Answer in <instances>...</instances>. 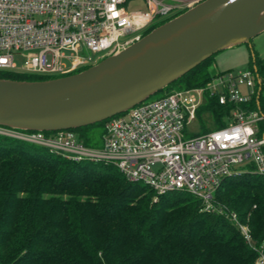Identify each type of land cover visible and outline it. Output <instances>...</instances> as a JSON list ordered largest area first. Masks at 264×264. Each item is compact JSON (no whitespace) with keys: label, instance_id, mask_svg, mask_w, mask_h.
<instances>
[{"label":"trees","instance_id":"obj_1","mask_svg":"<svg viewBox=\"0 0 264 264\" xmlns=\"http://www.w3.org/2000/svg\"><path fill=\"white\" fill-rule=\"evenodd\" d=\"M213 58L163 92L175 85L206 87L215 77L208 71ZM259 58L253 51L249 66L264 79ZM0 78L52 79L3 70ZM233 109L209 99L198 118L204 125L207 115L222 129ZM248 109L264 115L263 93ZM105 123L73 131L81 133L86 146L98 148ZM258 126L263 137L264 120ZM243 169L223 181L215 202L237 214L259 246L264 242V176L253 173V165ZM257 259L226 214L205 212L202 202L187 193L157 195L113 166L74 162L0 136V264H256Z\"/></svg>","mask_w":264,"mask_h":264},{"label":"built area","instance_id":"obj_2","mask_svg":"<svg viewBox=\"0 0 264 264\" xmlns=\"http://www.w3.org/2000/svg\"><path fill=\"white\" fill-rule=\"evenodd\" d=\"M204 1L0 0V70L50 78L75 74L119 54L149 30ZM133 3L144 9L128 10ZM31 54L33 63L19 70L15 57ZM258 89V77L250 70L216 75L203 88L174 90L106 121L98 148L86 146L74 131L46 134L0 127V136L74 162L113 166L157 195L187 193L202 202L205 212L226 214L257 251L256 263L264 264V242L258 246L249 226L215 202L223 181L246 172L244 167L253 165V173L264 176V136H258L264 115L248 109ZM209 99L234 106L225 117L228 125L186 139L198 131L188 128L197 126L198 113Z\"/></svg>","mask_w":264,"mask_h":264},{"label":"water","instance_id":"obj_3","mask_svg":"<svg viewBox=\"0 0 264 264\" xmlns=\"http://www.w3.org/2000/svg\"><path fill=\"white\" fill-rule=\"evenodd\" d=\"M263 33L264 0H205L86 70L45 81L0 78V127L56 133L106 122Z\"/></svg>","mask_w":264,"mask_h":264},{"label":"rangeland","instance_id":"obj_4","mask_svg":"<svg viewBox=\"0 0 264 264\" xmlns=\"http://www.w3.org/2000/svg\"><path fill=\"white\" fill-rule=\"evenodd\" d=\"M128 10H139L144 9V7L140 4H130L127 7ZM163 25V24H162ZM161 26V25H160ZM72 50V49H71ZM71 50H67V53L70 54ZM255 51L257 55L260 57L259 59L264 61V33L258 36L257 38L253 39L251 42V47L249 45H242L237 46L231 49H228L226 51H223L216 55L213 58L212 64L208 67V71L211 73L212 76H216L219 74H227L231 73L234 75L240 74V73H247L250 71V58L251 54ZM35 58V55L31 54L29 56H16L15 57V63L17 64V67L19 70L25 69V67L30 66L33 63V60ZM62 77V76H59ZM58 78V77H54ZM181 86L175 85L173 87L174 90H180L184 89V87L180 88ZM166 93L161 92L153 97H151L149 100H155L162 96H164ZM204 126V128H202ZM95 132H99V128L93 129ZM195 132L196 133H207L216 130V127L212 124V122L208 119V116H205V123L204 125L200 123V120H198L197 126L195 127H189L188 131ZM89 131V130H88ZM76 135L80 138L81 133L75 132ZM89 133V132H88ZM50 134V133H48ZM186 139L190 138V136H185ZM102 141V140H101ZM27 147H30V145H26ZM34 148V147H30ZM158 200L157 197H155L154 201L156 202ZM257 264V263H256Z\"/></svg>","mask_w":264,"mask_h":264}]
</instances>
